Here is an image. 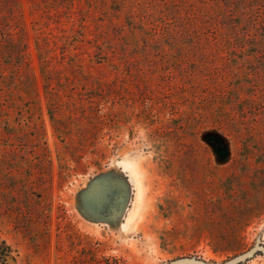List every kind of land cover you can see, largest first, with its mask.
<instances>
[{
  "label": "rangeland",
  "instance_id": "1",
  "mask_svg": "<svg viewBox=\"0 0 264 264\" xmlns=\"http://www.w3.org/2000/svg\"><path fill=\"white\" fill-rule=\"evenodd\" d=\"M264 264V0H0V264Z\"/></svg>",
  "mask_w": 264,
  "mask_h": 264
},
{
  "label": "water",
  "instance_id": "2",
  "mask_svg": "<svg viewBox=\"0 0 264 264\" xmlns=\"http://www.w3.org/2000/svg\"><path fill=\"white\" fill-rule=\"evenodd\" d=\"M243 257L237 256L232 258L230 261H226L225 264H234L236 262H239ZM170 264H206L203 261H197L194 259H188V258H178L175 260H172Z\"/></svg>",
  "mask_w": 264,
  "mask_h": 264
}]
</instances>
